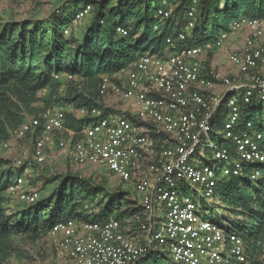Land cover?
Segmentation results:
<instances>
[{
  "label": "built area",
  "instance_id": "1",
  "mask_svg": "<svg viewBox=\"0 0 264 264\" xmlns=\"http://www.w3.org/2000/svg\"><path fill=\"white\" fill-rule=\"evenodd\" d=\"M197 6L198 0H193L186 12L184 31L177 38L167 39L174 50L165 55L144 54L132 68L102 75L104 108L114 111L105 115L103 107L80 108L78 116L90 115L94 120L82 129L78 139L66 128L65 106L48 109L43 121L27 118L15 131L22 138L35 134L33 159L24 158L27 166L43 163L46 149L55 145L71 149L76 163L107 167L123 182L134 184L146 215L141 225L143 240L128 237L115 219L59 222L49 236L57 255L70 264H136L163 246L171 258L168 264H221L223 255L225 264H255L243 237L204 218L193 193L211 198L224 178L256 181L263 175L259 165H264V133L253 129L252 121L242 120L241 101L250 102L256 95L264 102V15L234 19L227 30L202 45L180 44L195 25ZM91 11L90 5L79 11L73 25ZM171 14L172 8L157 11L160 18ZM118 31L127 35L125 28ZM239 34L242 42L228 53V61L238 70L236 76L209 70L205 55L226 49ZM219 84L224 88L217 91ZM234 93L238 97L231 99ZM112 96L128 101L131 109L109 104L107 98ZM222 105L227 110L223 138L231 144H217L212 138V123ZM64 131H68V138L57 136ZM199 146L214 149L213 159L202 169L191 163ZM25 161L14 165L25 166ZM187 182L193 183V193L179 188ZM25 185L21 175L8 192L22 202H35L37 192ZM160 201L167 203V212L163 229L158 231Z\"/></svg>",
  "mask_w": 264,
  "mask_h": 264
},
{
  "label": "trees",
  "instance_id": "2",
  "mask_svg": "<svg viewBox=\"0 0 264 264\" xmlns=\"http://www.w3.org/2000/svg\"><path fill=\"white\" fill-rule=\"evenodd\" d=\"M192 1L65 0L46 18L0 22V145L11 139L27 117L43 121L48 109L61 105L71 107L65 125L78 139L94 120L90 115L78 116V110L104 108L102 75L132 68L144 54L165 55L174 50L167 39L184 31ZM88 5L91 17L78 36L71 27L77 13ZM161 7L172 8L170 17L157 16ZM263 15L264 0H198L195 25L180 44L202 45L227 30L234 19ZM119 28H125L127 35ZM44 90L47 94L41 95ZM104 110L105 115L114 111L112 107ZM241 110L242 120L252 121L253 129L264 133V102L254 95L250 102L241 101ZM218 115L212 123V138L219 144H231L218 132L223 125ZM68 131L57 136L68 138ZM259 167L263 179L250 194L246 187L252 181L230 177L220 181L213 197L193 196L203 214L210 210L212 221L243 237L255 264H264V245L259 243L264 242V165ZM24 172L25 166L17 167L10 158L0 156V264L18 250L15 239L45 241L55 224L70 219L99 223L115 219L128 237L143 240L141 225L146 215L134 195L70 171L35 178L42 188H51L33 203L19 202L22 205L12 207L8 189ZM214 198L219 203H213ZM170 260L159 250L136 264H168Z\"/></svg>",
  "mask_w": 264,
  "mask_h": 264
},
{
  "label": "rangeland",
  "instance_id": "3",
  "mask_svg": "<svg viewBox=\"0 0 264 264\" xmlns=\"http://www.w3.org/2000/svg\"><path fill=\"white\" fill-rule=\"evenodd\" d=\"M64 1L65 0H0V22L20 18H46L58 9ZM90 17L91 14L71 27L76 35H80L84 24L90 19ZM242 39V34H239L230 40L229 46L227 45L226 49H218L206 54L204 59L208 69L217 74L236 76V72H238V70L235 67H232L228 61V53L235 45H239L240 42H242ZM223 88L224 87L219 84L215 90L220 91L223 90ZM46 94L47 91L45 90L41 92V95ZM237 97L238 93H234L231 99H235ZM107 102L119 109H131L128 101L122 100L118 97H108ZM59 107H63V105L56 106L54 108ZM69 109H71V107H66V110ZM225 111L226 107H224V110H222L220 115H218V120L221 119L223 122L222 127L218 131L222 137L224 132V121L226 119ZM29 137L22 138L13 133L11 139L7 142L8 145H0V156L10 158L13 163L22 160L25 161L24 158L29 160L33 159L34 138ZM45 155L46 157L43 163L32 162L30 166H27L28 161L24 162L25 167H28L25 168L24 172L26 180L25 186L29 190L36 191L38 199L47 193L51 186L42 188L41 182H36L35 178L51 176L58 173H64L66 171L77 173L85 177H91L95 181H105L109 188H122L128 190L132 195L138 198V195L134 190V184L123 182L118 174L111 172L107 167L92 163H76L73 159L71 149H61L53 145L49 147V149H46ZM213 157V148L199 146L196 154L191 159V163L196 168L202 169L208 161L213 159ZM262 179L263 176L259 177L256 181H252L250 185L246 187L247 194L255 191ZM179 188H186L190 193L194 192V185L192 182L180 184ZM7 194L10 197L9 203H11L12 207L19 205V202L22 203L17 196L11 195L9 192H7ZM212 201L215 204L219 203L218 198H214ZM166 212L167 203L160 201L156 217V226L158 231L163 229L166 221ZM210 213V210H208L202 216L211 220ZM15 247L18 250L8 258L5 264H70L68 260L57 255L55 245L50 236H48L45 241L37 243L28 242L23 238H18L15 239ZM160 251L165 255H169V251L166 246L161 247ZM225 263L226 255H223L221 264Z\"/></svg>",
  "mask_w": 264,
  "mask_h": 264
}]
</instances>
